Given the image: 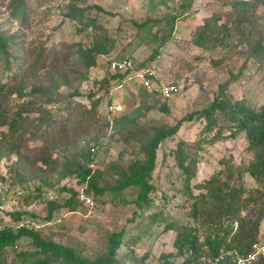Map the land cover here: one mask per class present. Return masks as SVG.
I'll return each instance as SVG.
<instances>
[{"label": "rangeland", "instance_id": "374dc122", "mask_svg": "<svg viewBox=\"0 0 264 264\" xmlns=\"http://www.w3.org/2000/svg\"><path fill=\"white\" fill-rule=\"evenodd\" d=\"M14 1L0 0V33L8 40L12 61L8 78L11 85L8 94L0 98V115L6 117L0 125V206L4 208L1 226L15 230L21 219L15 220L10 214L24 213L29 223L23 224L41 238L67 246L87 260L105 252L107 234L124 230L123 241L128 244L117 253L121 264H163V256L176 252V232L187 222L189 210L183 180L175 165L179 143L184 142L186 151L198 156L193 185L222 170V187L228 183L229 188H256L244 170L252 154L247 151L243 134L197 149L193 145L201 137L204 121L193 119L184 122L173 138L157 148L150 179L151 203L146 208H136L132 189H125L118 197L109 192L93 194L92 199L84 195L89 203L78 196L62 216L47 223L51 205L62 206L73 194L80 195L84 185L71 173V163L81 162V154L89 147L94 149V153L90 151L91 168L100 172V186L114 185L122 180L127 165L141 152L153 129L172 126L202 111L225 83H232L226 88L232 100H241L254 109L263 106L264 65L259 67L253 59L243 65L252 40L247 45L232 43L215 50L192 44L196 27L216 12H231L226 5L231 0H79L76 8L104 27L114 42L111 53L99 58L96 67L88 71L77 67V48L88 44L90 32L78 35L75 25L64 18L70 0H26V24L12 17L10 7ZM257 14L262 18L259 24H264V6ZM172 17L175 21L170 39L161 46L162 39L170 33ZM147 19L156 23L150 29L135 28L133 22L140 24ZM119 58H127L136 69L153 66L157 82L175 85L177 93L169 100L143 103L136 87L111 88L102 83L112 74L110 63ZM20 91L23 95H60L61 100L25 109L21 118L26 119L27 126L8 141L4 136H8L20 104L28 100L17 95ZM97 101L100 103L95 107ZM161 105L168 112L159 111ZM91 108L95 112L90 122L80 124L81 115ZM123 115L129 120L124 131L114 122L115 117ZM228 169L232 172L230 178ZM29 195L39 199L27 207L24 198ZM203 233L200 235L204 237ZM259 236L264 239V221ZM20 243L19 254L7 252L1 257L3 262L24 264L25 258L35 254L29 239ZM183 259L169 261L181 264Z\"/></svg>", "mask_w": 264, "mask_h": 264}, {"label": "trees", "instance_id": "16d2710c", "mask_svg": "<svg viewBox=\"0 0 264 264\" xmlns=\"http://www.w3.org/2000/svg\"><path fill=\"white\" fill-rule=\"evenodd\" d=\"M78 2L79 0H70L64 18L75 25L78 35L90 32L91 39L88 44L77 48V67L88 71L96 67L99 58H105L111 53L114 42L104 27L95 19L85 17L83 15L84 10L76 8ZM226 5L230 7L231 12L224 14L223 11H220L207 17L203 24L196 27L193 32L192 44L200 49L215 50L228 47L232 43L247 45L252 40L254 42L248 46L243 65L253 59L259 67L263 66L264 24H259L262 18L257 16V12L260 7L264 6V0H231ZM96 9L102 11L100 8ZM10 10L14 19H23V24H26L28 18L26 0H15ZM174 21L175 17H172L170 33L162 39L161 46L170 39ZM154 23L156 20L151 19L140 24L133 22L137 30L150 29ZM7 45L8 40L0 33V70H3L0 73V98L8 94L11 85L8 78L11 77L12 61ZM42 52L43 49L37 56V62L42 56ZM156 54L157 51L152 57ZM123 59L119 58L117 61ZM107 66L109 68V64ZM127 78L128 76L116 72L109 74L102 83L111 88L122 85L136 87L139 89V96L143 103L149 100L157 101L160 98L169 100L159 94L148 92ZM230 84L232 83L228 82L221 86L212 103L202 111L191 113L176 121L172 126L161 125L153 129L146 142L144 141L141 146V152L136 154V158L127 165L122 174V180L117 181L114 185L100 186L101 174L98 170L94 171L91 168L93 157L90 151L94 153L92 147L81 154V162L71 163V173L84 185L81 190L87 198L92 199L93 194L102 195L105 192L118 197L122 196L121 193L125 189H132L135 191L134 204L136 208L143 210L151 203L149 194L153 191V187L150 179L155 169L157 148L163 141L173 138L184 122H190L193 119L204 121L201 137L193 145L197 149L205 144H213L223 139H234L237 135L243 134L247 143V151L252 154V158L244 170L256 184V188L249 190L229 188L228 183L222 187V170L213 173L201 183L193 185L192 181L197 173L199 159L196 152L186 151L184 142L179 143L174 154L175 165L183 180L184 194L189 203V210L186 214L187 222L180 225L178 232H176L177 238L174 243L176 252L163 256V264H174L169 259L175 257L184 258L181 264H210L213 259L221 254H224L225 257L220 264H230V259L233 256L247 254L251 244L261 239L259 236L260 225L264 221V105L259 109H254L241 100H232L226 95V88ZM17 95L21 99L28 98V100L20 104L21 110L14 117L13 124L9 127L8 136H4V138L8 137L6 139L8 141L12 140L18 131L24 130V127L27 126L26 119L21 118L25 109L33 110L38 106V103L39 105H50L61 100L60 95L53 97L31 92L23 95L21 91ZM99 103L97 101L95 107ZM94 108L81 115L80 124L90 122L95 112ZM159 111L168 112V109L165 105H161ZM5 118L0 115V125ZM223 120L227 123L226 126H223ZM114 122L116 128L122 131L129 124L128 117L124 115L121 118L115 117ZM223 131L226 134H223ZM231 175L232 172L228 169L227 178H230ZM193 190L198 193L195 194ZM78 196L79 194H73V198L71 197L62 206L51 205L46 215L47 223H53L56 217L62 216V213L71 208L75 198L78 200ZM38 199L39 197L36 195H29L24 198V205L28 207ZM10 215L18 221L20 218L21 220L17 222L20 225L12 230L11 227L1 226L2 220H0V264H9L3 262L1 257L10 251L18 253L20 242L24 238L29 239L35 253L32 257L25 258L24 264H121L117 258V253L121 247L128 244V242L124 243L123 241L124 230L107 234L105 252L99 258L87 260L67 246L41 238L38 232L31 230L32 228L27 224H23V222L29 223L28 219H24L26 216L24 213ZM202 231L205 232L203 233L204 237L200 235ZM130 243L133 244L134 242L131 241ZM256 264H264V258L259 259Z\"/></svg>", "mask_w": 264, "mask_h": 264}, {"label": "built area", "instance_id": "2783aa9c", "mask_svg": "<svg viewBox=\"0 0 264 264\" xmlns=\"http://www.w3.org/2000/svg\"><path fill=\"white\" fill-rule=\"evenodd\" d=\"M110 70L112 73L119 72L122 75L128 76V80L136 82L148 92L159 94L165 99H170L177 93V87L175 85L162 84L154 80L156 79V74L153 66L144 69H136L128 59H123L121 61L111 62ZM79 197L88 203L90 202L84 196L82 190ZM3 209L4 208L0 206V220H3L4 217ZM224 257V254H221L219 257L213 259L210 264H220L221 261H224ZM262 258H264V239H259L251 244L247 254L233 256L230 259V264H256V262Z\"/></svg>", "mask_w": 264, "mask_h": 264}]
</instances>
